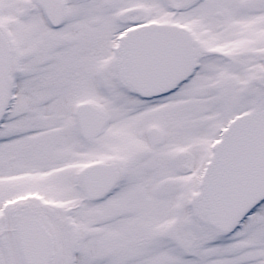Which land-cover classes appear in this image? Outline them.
Returning <instances> with one entry per match:
<instances>
[{
    "label": "snow or ice",
    "instance_id": "6c2138e0",
    "mask_svg": "<svg viewBox=\"0 0 264 264\" xmlns=\"http://www.w3.org/2000/svg\"><path fill=\"white\" fill-rule=\"evenodd\" d=\"M0 264H264V0H0Z\"/></svg>",
    "mask_w": 264,
    "mask_h": 264
}]
</instances>
